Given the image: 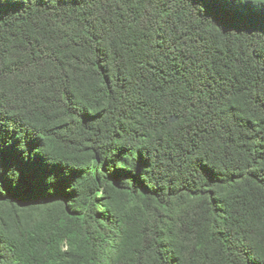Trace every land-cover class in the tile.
<instances>
[{"label": "trees", "instance_id": "trees-1", "mask_svg": "<svg viewBox=\"0 0 264 264\" xmlns=\"http://www.w3.org/2000/svg\"><path fill=\"white\" fill-rule=\"evenodd\" d=\"M0 264H264V0H0Z\"/></svg>", "mask_w": 264, "mask_h": 264}]
</instances>
